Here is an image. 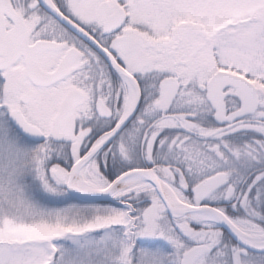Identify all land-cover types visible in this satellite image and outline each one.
I'll list each match as a JSON object with an SVG mask.
<instances>
[{"label":"snow or ice","instance_id":"obj_1","mask_svg":"<svg viewBox=\"0 0 264 264\" xmlns=\"http://www.w3.org/2000/svg\"><path fill=\"white\" fill-rule=\"evenodd\" d=\"M0 264H264V0H0Z\"/></svg>","mask_w":264,"mask_h":264}]
</instances>
